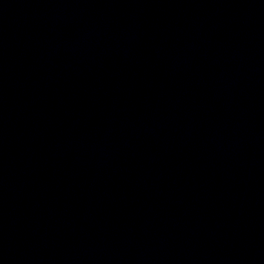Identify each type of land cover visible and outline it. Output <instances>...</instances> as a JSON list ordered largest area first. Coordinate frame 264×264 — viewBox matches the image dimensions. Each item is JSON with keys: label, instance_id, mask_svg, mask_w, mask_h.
<instances>
[{"label": "water", "instance_id": "water-1", "mask_svg": "<svg viewBox=\"0 0 264 264\" xmlns=\"http://www.w3.org/2000/svg\"><path fill=\"white\" fill-rule=\"evenodd\" d=\"M0 264H264V0H0Z\"/></svg>", "mask_w": 264, "mask_h": 264}]
</instances>
